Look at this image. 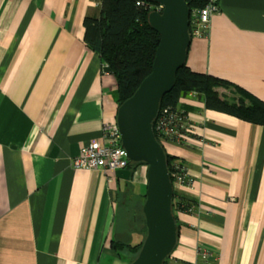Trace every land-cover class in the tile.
Listing matches in <instances>:
<instances>
[{
    "label": "crops",
    "instance_id": "obj_1",
    "mask_svg": "<svg viewBox=\"0 0 264 264\" xmlns=\"http://www.w3.org/2000/svg\"><path fill=\"white\" fill-rule=\"evenodd\" d=\"M218 3L207 35L190 27L186 65L224 78L223 99L241 96L236 87L264 99V0ZM100 4L0 0V264L130 262L120 224L146 198L147 166H128L124 179L72 164L120 105L116 75L84 41V18ZM177 107L190 136L162 144L184 161L194 187L177 191L194 206L177 212L168 264L199 261L201 244L214 264H264V124L207 109L196 91Z\"/></svg>",
    "mask_w": 264,
    "mask_h": 264
},
{
    "label": "water",
    "instance_id": "obj_2",
    "mask_svg": "<svg viewBox=\"0 0 264 264\" xmlns=\"http://www.w3.org/2000/svg\"><path fill=\"white\" fill-rule=\"evenodd\" d=\"M158 3L163 10L151 11L148 22L160 36L152 71L117 110V125L130 162L147 166L146 198L143 205L146 236L137 256L128 264H164L179 237L173 213L174 185L166 150L157 139L153 123L162 97L174 86L176 73L187 59L191 44L190 8L186 0H143ZM111 71L110 66H105ZM128 179V168L116 171Z\"/></svg>",
    "mask_w": 264,
    "mask_h": 264
},
{
    "label": "trees",
    "instance_id": "obj_3",
    "mask_svg": "<svg viewBox=\"0 0 264 264\" xmlns=\"http://www.w3.org/2000/svg\"><path fill=\"white\" fill-rule=\"evenodd\" d=\"M100 13L84 18V41L88 48L97 52L117 77L120 104L129 98L141 81L152 71L153 61L159 45L160 36L151 28L148 15L151 12L148 3L142 0H100ZM142 2L137 5V2ZM190 11L203 7L206 0H186ZM224 78L196 72L186 63L178 69L173 88L166 93L160 102L158 115L153 123L157 139L163 143L161 133L156 128V121L164 113H185L177 107L181 97L191 91L202 94L207 109L225 112L249 122L264 124V99L240 89L241 96L237 99H223L216 88L227 85ZM245 99L249 100V104ZM169 140H174L168 138ZM182 143V141H177ZM169 173L173 184L179 175L185 176V163L166 152ZM140 163H129L133 168ZM194 206L191 198L178 193L174 189L173 213L187 211ZM178 229L180 232V223ZM146 236V235H145ZM138 243V247L142 245ZM167 259L164 264H166Z\"/></svg>",
    "mask_w": 264,
    "mask_h": 264
},
{
    "label": "built area",
    "instance_id": "obj_4",
    "mask_svg": "<svg viewBox=\"0 0 264 264\" xmlns=\"http://www.w3.org/2000/svg\"><path fill=\"white\" fill-rule=\"evenodd\" d=\"M143 1V0H142ZM145 2V1H144ZM150 11L163 10L158 3L147 2ZM142 2H137L141 5ZM219 9L218 0H206V4L200 8L190 11V27L194 35H207L211 23V16ZM156 128L161 133L163 143L168 138L184 142L190 136V126L186 113H164L156 121ZM72 164L77 168L88 170L106 169L116 172L129 166V159L122 144L121 134L117 121L104 123L102 140H90L80 148L79 154L72 159ZM174 189L187 186L193 189V179L189 175H179L176 179ZM200 260L194 264H214L212 262V251L201 244L197 246Z\"/></svg>",
    "mask_w": 264,
    "mask_h": 264
},
{
    "label": "rangeland",
    "instance_id": "obj_5",
    "mask_svg": "<svg viewBox=\"0 0 264 264\" xmlns=\"http://www.w3.org/2000/svg\"><path fill=\"white\" fill-rule=\"evenodd\" d=\"M146 186L147 184L145 183V187L138 186V189L141 188L143 191L144 190L146 191ZM144 201H145V196L142 197V201L140 202V204L138 203L139 207L133 208L136 211L133 212V209L129 210L130 214L127 215L128 219L125 222V224H123L122 221L120 224L121 226L123 225L125 227V231L131 233L130 238H128L127 240L129 241V243H131L132 247H129V249H127L125 252V258L128 257V260H130V262L137 256L139 252L138 243H140V241H142L146 235L145 218L142 212V207H143L142 205Z\"/></svg>",
    "mask_w": 264,
    "mask_h": 264
}]
</instances>
